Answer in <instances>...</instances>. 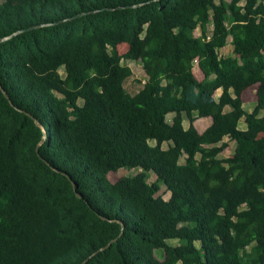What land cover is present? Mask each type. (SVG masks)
<instances>
[{"label": "trees", "instance_id": "1", "mask_svg": "<svg viewBox=\"0 0 264 264\" xmlns=\"http://www.w3.org/2000/svg\"><path fill=\"white\" fill-rule=\"evenodd\" d=\"M20 30L0 42V264H264V0H0V37Z\"/></svg>", "mask_w": 264, "mask_h": 264}, {"label": "rangeland", "instance_id": "2", "mask_svg": "<svg viewBox=\"0 0 264 264\" xmlns=\"http://www.w3.org/2000/svg\"><path fill=\"white\" fill-rule=\"evenodd\" d=\"M200 34V29L196 30V35ZM127 49L126 45H120L119 47V51L120 52H125V50ZM220 53L222 55H229L232 53V46L230 43H228V45L226 47H224L223 49L220 50ZM123 63L130 66L133 73L130 77H128L124 83L126 89L128 90V92H130L131 94L136 93L139 89L142 88L147 75L146 72L144 70L143 64L140 60H129V59H124ZM60 72L62 73V75H65V70L64 68L60 69ZM195 72L196 75L199 78L203 77L202 72L200 71V69L198 68V66H195ZM220 90L216 91L215 95L219 94ZM247 96L245 97V103H244V108L247 111H252L256 101H257V96H256V88H252L251 90H249L247 92ZM172 117V114H169L167 116L168 120L170 121ZM211 123V118L210 117H202L199 118L195 121V125L197 127V129L202 132L209 124ZM185 126H188L189 122L188 120H186L184 122ZM245 121L244 118H242L240 120V127H245ZM225 141L228 142V146L224 149V151L222 152V156L227 157L233 154L235 147H236V143L229 139V138H225ZM152 143H155L154 141H151ZM165 147H167V144H164ZM140 169L138 168H120L117 172H110L109 173V178L112 181H116L117 179H119L122 176H127V175H135L137 172H139ZM156 179V175L155 174H151V177L149 178L150 182H153ZM160 193L166 198L168 199L170 197V192L167 191L165 185L162 186V189L160 191ZM172 243H175L176 241H171Z\"/></svg>", "mask_w": 264, "mask_h": 264}, {"label": "water", "instance_id": "3", "mask_svg": "<svg viewBox=\"0 0 264 264\" xmlns=\"http://www.w3.org/2000/svg\"><path fill=\"white\" fill-rule=\"evenodd\" d=\"M20 32H21V30H20V31H17V32H14V33H12V34H10V35H8V36L0 37V42H2V41H4V40H7V39H9V38H11V37H13V36H16V35L19 34ZM68 177L70 178L69 175H68ZM70 179H71V178H70ZM73 184L75 185L74 182H73ZM77 195H78L79 197H82V196H83V194H82L81 192H77ZM122 227H124V224H123ZM116 240H117L116 237H115V238H112V239L109 241V243H108L106 246L102 247L101 249H104V248L110 246V245H111L113 242H115ZM101 249H100V250H101ZM82 264H84V263H82Z\"/></svg>", "mask_w": 264, "mask_h": 264}]
</instances>
